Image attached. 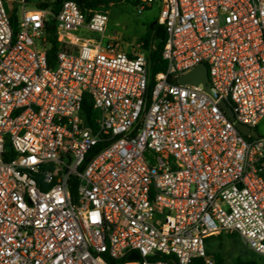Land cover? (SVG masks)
Wrapping results in <instances>:
<instances>
[{
	"label": "built area",
	"instance_id": "2783aa9c",
	"mask_svg": "<svg viewBox=\"0 0 264 264\" xmlns=\"http://www.w3.org/2000/svg\"><path fill=\"white\" fill-rule=\"evenodd\" d=\"M139 1L155 75L105 40L108 11L0 0V264H217L221 233L264 257V136L236 126L264 119V0ZM201 64L208 90L179 84Z\"/></svg>",
	"mask_w": 264,
	"mask_h": 264
},
{
	"label": "rangeland",
	"instance_id": "374dc122",
	"mask_svg": "<svg viewBox=\"0 0 264 264\" xmlns=\"http://www.w3.org/2000/svg\"><path fill=\"white\" fill-rule=\"evenodd\" d=\"M138 5H134L129 0H122L120 3L111 6L109 21L105 31V40L113 44L117 50L125 52L148 53L143 48V43L139 41L144 36L151 24L155 25L159 17V3H155L152 8L139 14ZM157 24V23H156ZM89 37L101 40L102 35L96 32H86ZM256 131L264 136V119ZM220 245L219 241L211 244L209 249H214ZM221 253L225 259V264H239V261H254L256 264H264V257L258 256L247 248L243 241L237 236L225 233L222 242ZM213 257L212 254H210ZM214 258V257H213Z\"/></svg>",
	"mask_w": 264,
	"mask_h": 264
},
{
	"label": "trees",
	"instance_id": "16d2710c",
	"mask_svg": "<svg viewBox=\"0 0 264 264\" xmlns=\"http://www.w3.org/2000/svg\"><path fill=\"white\" fill-rule=\"evenodd\" d=\"M64 1L66 0H55V3L53 4L54 8L58 9ZM73 1H76L83 8H86V9L109 11L111 6L120 3L122 0H73ZM129 2L137 6L140 1L139 0H129ZM38 6L41 8H46L49 5L46 2H42ZM11 18H12L13 23L15 24V18H13L12 16ZM158 28H159L158 24H155V25L151 24L149 26L147 33L144 36H142V38L139 40L143 43L144 50L148 52L147 54L151 62V70H152L153 75L160 73V72H164L167 68V63L163 61L161 57V53L164 48L166 39L163 41L156 39V31ZM50 40L52 43V48L49 51V56L53 57L58 50V46L56 44L54 37H51ZM83 110H84V115H86L88 122L92 123V117L93 115H95V112L93 111L91 102L86 100L84 103ZM224 235L225 233H221L217 237L208 238L206 241L208 254L213 255L217 264H225V259L221 253ZM215 241H219L220 245H218L214 249L212 248L209 249L211 244ZM194 264H204V261L202 259H198L194 262ZM239 264H256V263L254 261H246V262L239 261Z\"/></svg>",
	"mask_w": 264,
	"mask_h": 264
},
{
	"label": "water",
	"instance_id": "95a60500",
	"mask_svg": "<svg viewBox=\"0 0 264 264\" xmlns=\"http://www.w3.org/2000/svg\"><path fill=\"white\" fill-rule=\"evenodd\" d=\"M157 22H155L156 24ZM156 39L157 40H165V30L163 27L159 26V28L156 31ZM178 82L180 85L185 84H191V85H199L203 84L205 86V89L208 90V84H209V77H208V70L207 67L204 64H201L197 67H195L190 73L185 74L181 77H179ZM221 107L225 110L227 115L231 120H234V114L232 109L226 104L222 103ZM238 130L241 132V134L248 136L251 135L254 138H259L260 134L256 130H252L251 128L242 125L240 123L236 124ZM130 260H138L139 255L137 253H132L129 256Z\"/></svg>",
	"mask_w": 264,
	"mask_h": 264
}]
</instances>
